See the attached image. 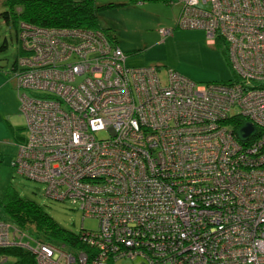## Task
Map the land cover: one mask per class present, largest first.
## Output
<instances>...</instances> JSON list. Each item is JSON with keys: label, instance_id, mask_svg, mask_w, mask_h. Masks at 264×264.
Returning <instances> with one entry per match:
<instances>
[{"label": "built area", "instance_id": "obj_1", "mask_svg": "<svg viewBox=\"0 0 264 264\" xmlns=\"http://www.w3.org/2000/svg\"><path fill=\"white\" fill-rule=\"evenodd\" d=\"M166 1L178 28L224 46L232 81L170 70L164 85L99 30L19 24L12 79L29 135L11 166L98 229L73 251L1 221L0 248L35 264H264V0Z\"/></svg>", "mask_w": 264, "mask_h": 264}, {"label": "rangeland", "instance_id": "obj_2", "mask_svg": "<svg viewBox=\"0 0 264 264\" xmlns=\"http://www.w3.org/2000/svg\"><path fill=\"white\" fill-rule=\"evenodd\" d=\"M164 1L96 0L99 25L110 42L127 56V66L158 68V76L164 85L170 70L198 84L230 80L234 72L225 48L209 43L203 31L178 28L179 6ZM2 2L0 0V197L12 186L22 198L42 206L65 230L77 235L82 233V228L96 231L98 220H82V212L76 205L49 198L43 184L22 177L11 166L18 146L29 132L26 117L20 112L21 92L12 79V67L20 56L21 48L14 25L6 23L1 16L7 10ZM159 30H167L170 34L163 38ZM4 42L6 47L1 48ZM23 230L34 236L32 229ZM12 262L13 259H9L6 264ZM143 263L141 259H121L113 264Z\"/></svg>", "mask_w": 264, "mask_h": 264}, {"label": "trees", "instance_id": "obj_3", "mask_svg": "<svg viewBox=\"0 0 264 264\" xmlns=\"http://www.w3.org/2000/svg\"><path fill=\"white\" fill-rule=\"evenodd\" d=\"M2 1V5L7 7V10L4 11L1 16L6 23L12 22L16 29V38L20 23L47 28H83L99 30L108 38L105 30L100 27L98 22V7L96 5V0ZM215 44L222 45L220 42H216ZM3 47H6V42H4L1 48ZM16 62L17 60L12 70ZM232 78L226 83L232 81ZM236 123L237 131L246 121L241 118L238 119ZM1 221L11 222L21 230L32 229L35 238L38 240L55 245H63L67 249L73 251L84 249L80 242V234L77 235L62 228L46 213L42 206L32 200L22 198L12 186H9L4 195L0 197V222ZM0 256L12 258L13 264H35L34 258L30 253L18 248H0ZM17 257H19L20 260Z\"/></svg>", "mask_w": 264, "mask_h": 264}, {"label": "water", "instance_id": "obj_4", "mask_svg": "<svg viewBox=\"0 0 264 264\" xmlns=\"http://www.w3.org/2000/svg\"><path fill=\"white\" fill-rule=\"evenodd\" d=\"M254 134V127L251 124H244L237 132L240 140L245 141L249 136ZM82 230H84L82 228Z\"/></svg>", "mask_w": 264, "mask_h": 264}, {"label": "bare ground", "instance_id": "obj_5", "mask_svg": "<svg viewBox=\"0 0 264 264\" xmlns=\"http://www.w3.org/2000/svg\"><path fill=\"white\" fill-rule=\"evenodd\" d=\"M15 256V255H14ZM18 256V255H17ZM11 257V256H10ZM15 258V257H14ZM19 259V257H17ZM20 260V259H19ZM16 262V261H15ZM29 264V263H28Z\"/></svg>", "mask_w": 264, "mask_h": 264}, {"label": "crops", "instance_id": "obj_6", "mask_svg": "<svg viewBox=\"0 0 264 264\" xmlns=\"http://www.w3.org/2000/svg\"><path fill=\"white\" fill-rule=\"evenodd\" d=\"M14 84V83H13ZM3 85V84H2Z\"/></svg>", "mask_w": 264, "mask_h": 264}]
</instances>
